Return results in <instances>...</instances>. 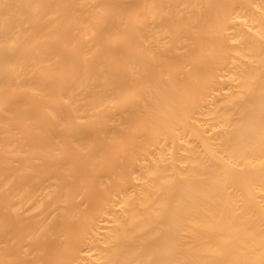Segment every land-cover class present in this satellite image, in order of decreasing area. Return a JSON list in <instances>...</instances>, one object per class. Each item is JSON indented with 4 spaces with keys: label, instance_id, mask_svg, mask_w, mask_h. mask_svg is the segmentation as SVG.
Listing matches in <instances>:
<instances>
[{
    "label": "bare ground",
    "instance_id": "bare-ground-1",
    "mask_svg": "<svg viewBox=\"0 0 264 264\" xmlns=\"http://www.w3.org/2000/svg\"><path fill=\"white\" fill-rule=\"evenodd\" d=\"M0 264H264V0H0Z\"/></svg>",
    "mask_w": 264,
    "mask_h": 264
}]
</instances>
